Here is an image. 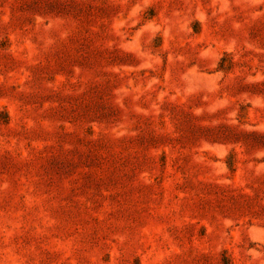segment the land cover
Returning <instances> with one entry per match:
<instances>
[{
  "label": "rangeland",
  "instance_id": "rangeland-1",
  "mask_svg": "<svg viewBox=\"0 0 264 264\" xmlns=\"http://www.w3.org/2000/svg\"><path fill=\"white\" fill-rule=\"evenodd\" d=\"M0 264H264V0H0Z\"/></svg>",
  "mask_w": 264,
  "mask_h": 264
}]
</instances>
